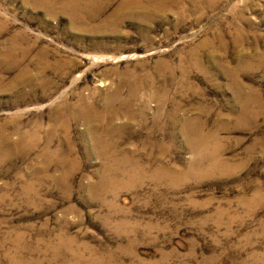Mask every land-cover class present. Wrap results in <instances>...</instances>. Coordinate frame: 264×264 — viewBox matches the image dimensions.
<instances>
[{"label": "rangeland", "instance_id": "1", "mask_svg": "<svg viewBox=\"0 0 264 264\" xmlns=\"http://www.w3.org/2000/svg\"><path fill=\"white\" fill-rule=\"evenodd\" d=\"M0 264H264V0H0Z\"/></svg>", "mask_w": 264, "mask_h": 264}]
</instances>
